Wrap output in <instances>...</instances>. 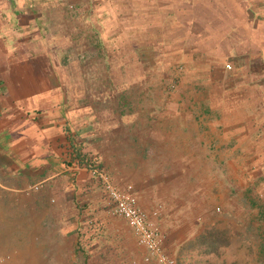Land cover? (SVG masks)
<instances>
[{"label": "crops", "instance_id": "crops-1", "mask_svg": "<svg viewBox=\"0 0 264 264\" xmlns=\"http://www.w3.org/2000/svg\"><path fill=\"white\" fill-rule=\"evenodd\" d=\"M87 162L142 209L162 205L175 261L190 264L183 246L216 226L230 238L218 263L248 252L257 264L264 0H0L2 197L11 205L33 185V206L52 196L39 220L75 221L61 236L76 238L79 264H141Z\"/></svg>", "mask_w": 264, "mask_h": 264}, {"label": "rangeland", "instance_id": "rangeland-1", "mask_svg": "<svg viewBox=\"0 0 264 264\" xmlns=\"http://www.w3.org/2000/svg\"><path fill=\"white\" fill-rule=\"evenodd\" d=\"M98 188L100 189L99 186ZM39 189L37 186L36 189L24 190L23 193H19L16 200H11V205L0 193V264H79L81 258L74 252L76 238L70 240L69 237L61 236L65 234L62 232L64 228L72 227L71 229L74 230L75 221L60 223V221L39 220L43 212L49 211L52 206V196H46L43 205L33 206L32 197L40 192ZM216 207L218 210L215 209ZM221 212L219 206L209 205L207 217L216 224L220 220ZM82 222L81 230L87 232L92 228L94 219L88 217ZM68 235L69 232H66V236ZM89 255L86 260L91 259ZM231 255L234 254L231 252ZM244 255L243 259L249 257L248 253ZM83 256L86 258V254ZM237 258L238 261H242V256ZM136 260L130 255L128 263L137 264Z\"/></svg>", "mask_w": 264, "mask_h": 264}, {"label": "built area", "instance_id": "built-area-1", "mask_svg": "<svg viewBox=\"0 0 264 264\" xmlns=\"http://www.w3.org/2000/svg\"><path fill=\"white\" fill-rule=\"evenodd\" d=\"M225 68L229 69V64H225ZM87 170L104 194L106 212L121 218L129 227L136 243L143 248L141 264H176L175 259L163 248L164 234L156 222L162 205L156 204L149 210H144L138 205L135 195L116 187L103 169L91 166ZM36 188L37 185L30 187ZM215 209L218 210V207Z\"/></svg>", "mask_w": 264, "mask_h": 264}, {"label": "trees", "instance_id": "trees-1", "mask_svg": "<svg viewBox=\"0 0 264 264\" xmlns=\"http://www.w3.org/2000/svg\"><path fill=\"white\" fill-rule=\"evenodd\" d=\"M85 165H87V167H98V165L96 163L94 164L93 162H87ZM257 217L259 219H264V210H262V208H258ZM249 231V228L245 230L246 233H248ZM257 239L259 244L255 253L257 264H264V236H258ZM229 241V234L226 231L218 229L216 226H211L210 228H206L201 233H199L194 238V240L187 242L183 246V248L194 251L195 258H191L190 264H247V259L243 261L230 260L228 262L218 263V250L221 247H225L226 245H228ZM207 255L210 258L204 257ZM249 255L250 254L248 253V256ZM176 263L181 264L182 262L176 260Z\"/></svg>", "mask_w": 264, "mask_h": 264}]
</instances>
